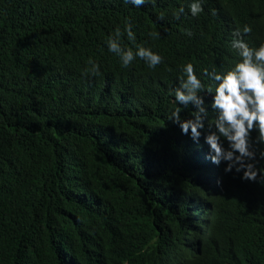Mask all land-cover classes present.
I'll use <instances>...</instances> for the list:
<instances>
[{"label": "trees", "instance_id": "trees-1", "mask_svg": "<svg viewBox=\"0 0 264 264\" xmlns=\"http://www.w3.org/2000/svg\"><path fill=\"white\" fill-rule=\"evenodd\" d=\"M190 2L0 0V264H264V185L223 172L206 132L197 144L167 120L184 63L212 84L203 69L239 59L235 29L264 42V0H202L198 17ZM126 18L164 57L155 70L108 52Z\"/></svg>", "mask_w": 264, "mask_h": 264}, {"label": "clouds", "instance_id": "clouds-1", "mask_svg": "<svg viewBox=\"0 0 264 264\" xmlns=\"http://www.w3.org/2000/svg\"><path fill=\"white\" fill-rule=\"evenodd\" d=\"M124 3L140 9L155 0H124ZM188 13L198 17L204 12L202 0H191L187 5ZM185 14L181 5L173 16L179 19ZM164 18L161 13L159 19ZM252 33L251 26L245 24L232 33L231 49L239 59L226 71L220 72L213 66L205 68L202 75L212 84H205L198 75L192 62L181 66L182 75L178 77V86L171 91L172 109L167 120L178 125L181 134L187 135L194 143H199L203 132L204 143L208 146L207 158L216 166L225 163V173H242V181L264 185V169L257 167L258 158L264 160V150L253 149L252 132H258L256 141L264 144V42L250 46L245 37ZM159 36V33H150ZM191 35V32H188ZM124 39L135 45H125ZM136 33L128 18L123 31L117 26L105 41L109 53L118 57L121 68H129L136 59L142 60L149 70H155L164 63V57L151 47L136 45ZM85 74L99 76L100 65L88 57ZM205 94L211 95L210 105L205 104ZM194 108L191 118H182V109ZM215 113L211 123L208 108ZM217 183H220L218 180Z\"/></svg>", "mask_w": 264, "mask_h": 264}, {"label": "bare ground", "instance_id": "bare-ground-1", "mask_svg": "<svg viewBox=\"0 0 264 264\" xmlns=\"http://www.w3.org/2000/svg\"><path fill=\"white\" fill-rule=\"evenodd\" d=\"M224 172V171H223ZM245 196V195H244ZM16 207V206H15ZM144 237V236H143ZM147 238V237H146ZM145 240V239H144ZM133 241V240H132ZM140 241V240H139ZM4 242V241H3ZM143 249V248H142ZM8 252V251H7ZM6 263V262H5Z\"/></svg>", "mask_w": 264, "mask_h": 264}]
</instances>
